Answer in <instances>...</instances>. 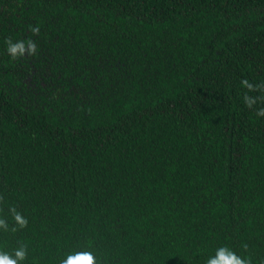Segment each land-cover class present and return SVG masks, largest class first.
Here are the masks:
<instances>
[{
	"label": "trees",
	"instance_id": "obj_1",
	"mask_svg": "<svg viewBox=\"0 0 264 264\" xmlns=\"http://www.w3.org/2000/svg\"><path fill=\"white\" fill-rule=\"evenodd\" d=\"M242 79L264 84V0H0V250L262 264L264 103L243 96L264 92Z\"/></svg>",
	"mask_w": 264,
	"mask_h": 264
},
{
	"label": "clouds",
	"instance_id": "obj_2",
	"mask_svg": "<svg viewBox=\"0 0 264 264\" xmlns=\"http://www.w3.org/2000/svg\"><path fill=\"white\" fill-rule=\"evenodd\" d=\"M30 31L34 35L39 34V28L33 27ZM6 52L13 59H19L25 55L35 56L37 54V44L34 40H18L13 42L11 38L5 40ZM241 87L246 88L249 92L261 91L264 92V84H253L248 79H242L240 81ZM244 105L246 108H253L258 102L264 103V96H249L245 94L243 96ZM257 116L264 117V107H260L256 111ZM3 201V197H0V202ZM9 214L14 222L11 227V231L15 232L17 229H23L27 227V218L20 213L15 207L9 208ZM9 224L4 218H0V229L4 231L9 230ZM248 245H243V250L246 252ZM27 257V248L24 245H20L13 249L12 252L0 250V264H23ZM59 264H98L97 257L92 250H74L67 253L60 259ZM205 264H252L251 257H244L238 255L234 250L227 246H220L216 249L215 254L210 256ZM264 264V262H262Z\"/></svg>",
	"mask_w": 264,
	"mask_h": 264
}]
</instances>
